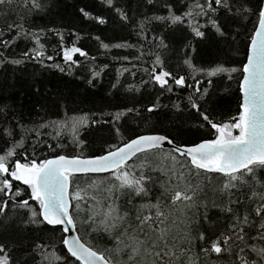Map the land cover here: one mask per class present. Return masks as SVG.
I'll use <instances>...</instances> for the list:
<instances>
[{"label":"snow or ice","instance_id":"1","mask_svg":"<svg viewBox=\"0 0 264 264\" xmlns=\"http://www.w3.org/2000/svg\"><path fill=\"white\" fill-rule=\"evenodd\" d=\"M107 4L115 8L121 20L130 19L123 9L116 8L114 0H107ZM146 4L158 5L157 11L164 10L167 14H145L138 22L137 36H143L155 21L166 29L185 26L194 38H204L209 28L225 37L228 33L224 27L256 17L248 37L247 63L241 69L217 65L206 73L209 77L227 73L231 79V73L241 72L243 99L238 117H233L232 123L213 122L207 112L201 111L198 99L190 94L191 107L218 133L215 139L181 147L170 134L136 135L108 144L107 148L102 145L98 150L101 154L93 153L89 158L57 155L38 162L36 158L29 159L25 150L22 163L18 156L29 134L52 136V132L46 131L52 128L54 138L59 139L61 131L66 129L74 144L83 145L78 139L79 129L89 118L54 120L27 127L10 112L0 109V142L3 143L0 147L3 153L0 154V217L4 218L0 226L10 222L8 208L11 204L13 208L28 210L26 219L16 218L18 227L27 229L38 225L43 226V231L51 226L49 231L53 236L57 230L61 233L58 244L52 236L47 241L42 236L41 242L24 247L19 257H13L8 245L0 243V264H201V258L206 264H212L213 254L217 258L227 255L230 264H264V0H146ZM47 7L43 0H0V10H3L0 11L3 18L0 47L10 51L15 39L21 36H32L39 43V36L26 32L24 23L9 22V14L16 11L19 20L25 21L28 14L43 12ZM80 11L91 18L84 9ZM97 19L105 23L102 18ZM156 39L154 36L153 41ZM101 46L109 47L106 43ZM125 46L135 47L115 45ZM155 47L167 48L163 36ZM186 47H191V43ZM74 54L87 55L76 46L63 50L66 61H73ZM144 54L141 52L137 59ZM23 55L28 57L29 53ZM39 56H43V52ZM0 62L7 66L8 63L19 65L22 61L7 60L0 54ZM184 63L192 67L190 60ZM162 64L156 54L151 81L161 89L172 92V85L181 89L192 87L185 76L177 77L163 70ZM195 85V93H200L201 97L208 92L205 88L201 93L199 80ZM158 107L152 104L146 110L152 113ZM124 115L117 112L113 119L119 121ZM113 127L120 136V128L115 123ZM232 129H238L239 135H233ZM165 146H168L167 151ZM156 154H161L163 162L171 164L154 163L151 157ZM79 175L96 177L88 185L92 195L85 197L81 189L72 190L74 178ZM215 175H219L222 182L210 189L213 198L209 201L206 189L212 185ZM21 185L27 186L30 194ZM154 190L159 191L155 197ZM30 201L36 202L38 207L32 206ZM177 205L184 207L178 209ZM212 209L230 218L231 234L221 233L208 247H201L197 252V243L206 240L205 232L197 230L202 222L209 223ZM176 212L180 215H175ZM56 226H60L59 229ZM81 228L87 229L89 236H106L112 246L104 252L94 250L83 242L79 235ZM232 242L237 245L235 248Z\"/></svg>","mask_w":264,"mask_h":264},{"label":"trees","instance_id":"2","mask_svg":"<svg viewBox=\"0 0 264 264\" xmlns=\"http://www.w3.org/2000/svg\"><path fill=\"white\" fill-rule=\"evenodd\" d=\"M43 2L48 7L43 12L28 14L25 21L19 20L16 11L9 14V22L17 20L24 23L26 32L39 36V43L32 36H21L15 39L10 51L0 47V54L7 60L22 61L19 65L8 63L7 66L0 62V109L10 112L27 127L54 120L71 121L84 116L89 118V122L79 129L78 139L84 142L83 145L74 144L71 133L66 129L61 131L59 139L54 138L55 131L52 128L46 130L52 132V136L45 134L36 137L29 134L18 156L22 163L25 162L22 158L25 150L29 159L36 158L38 162L60 154L91 156L93 153L101 154L98 150L102 145L107 148L108 144H116L121 139L126 141L144 133L170 134L176 137L175 142L179 145L213 139L217 135L216 130L204 122L200 114L191 107L188 101L190 94L193 99H198L201 111L207 112L213 122L232 123V118L238 117L241 72L231 73V79L227 73L214 77H209L206 73L217 65L242 68L248 37L256 24L255 16L242 23H231L224 27V31L228 33L225 37L215 34L209 28L205 30L204 38H194L185 26L166 29L163 24L155 21L148 26L143 36H137L138 22L144 19L145 14L153 16L167 13L164 10L157 11L158 5H147L146 0H114L116 8L123 9L130 17L128 21H123L115 8L107 4V0ZM80 9L90 13L91 18L85 17ZM97 18H102L105 23H99ZM200 22L204 23L203 20ZM2 24L3 18L0 17V26ZM154 36L157 37L155 41ZM160 36H163L167 48L155 47ZM96 37L100 39L97 40ZM7 38L6 36L5 39ZM189 42L191 47H186ZM101 43H106L109 47L105 49ZM117 44L135 47L118 48L115 47ZM73 46L87 53L86 56L74 54L75 63L66 61L63 56V50ZM25 52L29 53L28 57L23 55ZM40 52H43V56H39ZM141 52L145 54L138 60ZM156 54L163 62V70L170 71L177 77L185 76L192 87L181 89L172 85L173 91L168 92L151 81ZM49 56L52 57L51 60L48 59ZM186 59L191 61L192 67L184 63ZM96 72L99 73L98 76L94 75ZM196 80L200 81L201 93L205 88L208 89L202 97L200 93H195ZM209 80L212 81L211 84L208 83ZM152 104H158L159 107L149 113L146 109ZM128 109L135 111L128 112ZM117 112L125 115L119 121H114ZM93 120L98 123H92ZM113 123L120 128V136H117ZM2 146L3 143L0 142V147ZM151 159L154 163L171 164L170 161L163 162L161 154H156ZM179 159L187 163L183 157ZM94 178L96 177L79 175L74 178L72 190L79 188L82 190L81 195H92L88 185ZM221 182V177L215 175L212 185L206 189L209 201L213 198L210 189ZM21 186L27 189V186ZM27 191L30 194V189ZM158 194V190L153 191V197ZM30 204L38 207L34 201H30ZM183 207L177 205L178 209ZM27 212V209L13 208L10 204V222L6 226H0V243L8 245L13 257H19L24 247L41 242L42 236L45 241L52 236L59 243L61 233L57 230L53 236L49 231L51 226L43 231V226L38 225L27 229L18 227L19 219L16 218L26 219ZM188 214L192 215V212ZM175 215L179 216L180 213L176 212ZM180 218L183 219L182 216ZM2 219L4 218L0 217ZM229 219L212 209L209 212V223L202 222L197 230L205 232L206 240L198 242L195 250L199 252L201 247H208L221 233L230 235ZM56 227L59 229V226ZM195 234L194 232L193 235ZM79 235L83 242L96 251L104 252L112 246L106 236H89L87 229L81 228ZM232 246L235 248L237 245L232 242ZM201 264H206L203 258ZM212 264H230V258L227 255L217 258L213 254Z\"/></svg>","mask_w":264,"mask_h":264},{"label":"water","instance_id":"3","mask_svg":"<svg viewBox=\"0 0 264 264\" xmlns=\"http://www.w3.org/2000/svg\"><path fill=\"white\" fill-rule=\"evenodd\" d=\"M249 44V43H248ZM248 46H247V52H248ZM247 54V53H246ZM244 63H247V55H246V58H245V62ZM243 63V64H244ZM243 79V76L241 74V78H240V81ZM240 81H239V93H240V103L242 102V99H243V93L240 91ZM152 134H160V133H144V134H140V135H152ZM160 135H163V134H160ZM218 135V134H217ZM134 138V137H133ZM216 137H214L213 139H215ZM204 140H210V139H203V140H200L194 144H190V145H179L181 147H184V146H187V147H191V146H194L195 144H198V143H202ZM165 149H168V146H165ZM60 155H63V154H60ZM57 156V155H56ZM65 156H68V155H65ZM55 156H52V157H49L47 159H52L54 158ZM69 157H72V156H69ZM90 156H81V158H89ZM60 227V226H59ZM77 233H69V235H75Z\"/></svg>","mask_w":264,"mask_h":264},{"label":"flooded vegetation","instance_id":"4","mask_svg":"<svg viewBox=\"0 0 264 264\" xmlns=\"http://www.w3.org/2000/svg\"><path fill=\"white\" fill-rule=\"evenodd\" d=\"M239 134V130L238 129H233V135H238Z\"/></svg>","mask_w":264,"mask_h":264},{"label":"rangeland","instance_id":"5","mask_svg":"<svg viewBox=\"0 0 264 264\" xmlns=\"http://www.w3.org/2000/svg\"><path fill=\"white\" fill-rule=\"evenodd\" d=\"M232 134H233V130H232Z\"/></svg>","mask_w":264,"mask_h":264}]
</instances>
